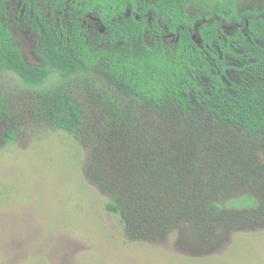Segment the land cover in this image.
I'll return each instance as SVG.
<instances>
[{
	"label": "rangeland",
	"instance_id": "1",
	"mask_svg": "<svg viewBox=\"0 0 264 264\" xmlns=\"http://www.w3.org/2000/svg\"><path fill=\"white\" fill-rule=\"evenodd\" d=\"M16 30L24 59L40 64L25 27ZM68 86L85 112L74 136L50 128L36 90L0 71V264H264V133L197 106L187 118L169 113L179 111L100 70ZM245 196L256 208L239 205ZM116 200L113 214L105 205Z\"/></svg>",
	"mask_w": 264,
	"mask_h": 264
},
{
	"label": "trees",
	"instance_id": "2",
	"mask_svg": "<svg viewBox=\"0 0 264 264\" xmlns=\"http://www.w3.org/2000/svg\"><path fill=\"white\" fill-rule=\"evenodd\" d=\"M38 1L28 4L38 39L35 54L41 59L32 64L6 26V7L0 0V71L13 73L36 90L39 113L50 128L72 136L83 129V103L68 83L100 70L109 83L156 108L179 111L169 113L187 118L197 106L245 134L264 133V8L239 12L237 0H43L44 5ZM141 5L154 13L153 25L160 17L178 35L175 47L164 46L161 29L151 43L145 40V20L136 18L142 15L137 11ZM45 6L49 18L43 13ZM89 15L104 26V43L86 40L83 20ZM239 24L241 28H232ZM195 32L200 42L193 38ZM229 57L238 65L230 64ZM227 71L238 73L241 81L226 85ZM0 112L9 117L1 91ZM14 135L9 128L10 141ZM236 200L256 208L251 196ZM105 207L113 214L121 212L118 200ZM208 207L219 211L216 203ZM201 218L209 225L207 213Z\"/></svg>",
	"mask_w": 264,
	"mask_h": 264
},
{
	"label": "flooded vegetation",
	"instance_id": "3",
	"mask_svg": "<svg viewBox=\"0 0 264 264\" xmlns=\"http://www.w3.org/2000/svg\"><path fill=\"white\" fill-rule=\"evenodd\" d=\"M34 0H4V4L6 7V17L5 18V22H6V26L8 27V29L11 32L12 37L18 42L19 46H20V41H19V37L17 36V30H16V26H22L25 27V34L30 35L28 37V42L29 44H34V59L38 60L41 62V59L35 54V49H36V45L38 43V39H37V34L34 30V26H33V20H35L31 9L28 7V4H32ZM142 2H148L150 1L151 3L154 2L155 0H140V3ZM38 4L44 5L43 0H39ZM259 8H264V5L262 7ZM130 11V10H128ZM127 11V15L130 14V12ZM137 11H139L140 13H142L141 16H138L136 14V18H142L145 20V24L147 26V29L144 30V37L145 40L148 43H151L153 40L154 35H158L157 33V29L159 31V29H161V41L164 44V46L166 48L168 47H175L176 43L178 41V35H176L174 32L169 31V29H167L166 24L164 23V21L162 20V18H157L156 20V24L153 25V19H154V13L150 10H147V8H145L144 5H141L139 7H137ZM43 13L47 14V17L49 18V7L45 6L43 9ZM56 15L59 14V12L56 11L55 13ZM263 16V15H262ZM2 18V19H4ZM63 20H61L62 22ZM222 23V20H220ZM54 22L56 24H58L59 22V18H55ZM84 26H85V36H86V40L89 41L90 43H96L98 41H106L107 37L105 34V28L104 26L100 23L99 19L94 16V15H89L88 18L86 20H83ZM224 25V24H222ZM153 26V27H152ZM237 27L241 28V24L239 25H235L234 29H236ZM227 32V31H226ZM93 37H92V36ZM107 46V45H106ZM105 46V47H106ZM21 49V47H20ZM228 61L230 64L232 65H238L237 61L235 59L232 58H228ZM229 72H233L234 74H236L235 78H231L229 75ZM227 71V77L228 78H223L224 82L226 83V85H230L231 82H235L238 83L239 81H241V78L238 76V73H236L235 71Z\"/></svg>",
	"mask_w": 264,
	"mask_h": 264
},
{
	"label": "water",
	"instance_id": "4",
	"mask_svg": "<svg viewBox=\"0 0 264 264\" xmlns=\"http://www.w3.org/2000/svg\"><path fill=\"white\" fill-rule=\"evenodd\" d=\"M128 12H130V11H128ZM193 38L196 40V42H200V40H199V39H197L196 32L193 34Z\"/></svg>",
	"mask_w": 264,
	"mask_h": 264
}]
</instances>
